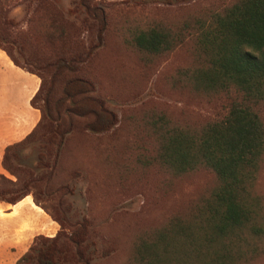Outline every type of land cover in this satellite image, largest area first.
<instances>
[{
  "label": "trees",
  "instance_id": "trees-1",
  "mask_svg": "<svg viewBox=\"0 0 264 264\" xmlns=\"http://www.w3.org/2000/svg\"><path fill=\"white\" fill-rule=\"evenodd\" d=\"M23 1V26L20 20H0V49L15 65L39 77L30 98L39 119L21 140L4 148L1 165L14 179L0 173V202L14 204L31 194L59 229L52 236L36 235L15 264H92L95 256L109 255L112 246L100 236L91 216L73 209L66 197L74 193L70 182L79 170L68 172L64 181L57 176L72 136L83 132L109 136L118 123L85 74L110 30L111 5L104 0H73L65 12L54 0ZM152 1L183 8L197 0ZM169 20L121 29L128 34L126 42L144 58L167 54L187 36L194 37L201 66L180 74L196 90L233 87L243 98L230 101L223 117L194 128L152 113L145 125L156 148L152 155L136 160L156 162L174 175L199 167L213 171L219 184L194 213L212 232L226 235L247 226L252 218L245 184L264 150V123L251 106L264 100V0H227L204 7L200 14ZM28 147L35 152L34 163L21 155ZM46 200H52L51 205ZM141 242L144 250L153 247L146 239Z\"/></svg>",
  "mask_w": 264,
  "mask_h": 264
},
{
  "label": "rangeland",
  "instance_id": "rangeland-1",
  "mask_svg": "<svg viewBox=\"0 0 264 264\" xmlns=\"http://www.w3.org/2000/svg\"><path fill=\"white\" fill-rule=\"evenodd\" d=\"M72 1L54 0V4L66 12ZM104 1L111 5L110 30L85 74L118 123L109 136L88 132L72 136L57 176L64 181L68 172L79 170L70 182L74 193L66 197L73 209L91 216L100 236L112 246L109 255L95 256L92 264H264V150L245 184L251 195L252 218L247 226L226 235L212 232L194 213L219 184L213 171L199 167L174 175L156 162L136 160L139 155H152L156 148L145 125L152 113L194 128L223 117L230 101L243 96L233 87L196 90L180 74L201 66L194 37L187 36L167 54H145L144 58V53L126 42L128 34L121 28L143 27L154 19L175 21L227 0H197L183 8L152 0ZM24 8L23 0H0V20H20L23 26ZM29 76L23 70L0 66V104L20 108L31 83ZM251 106L264 123V100ZM21 155L29 163L36 160L29 147ZM144 239L153 246L150 251L140 246ZM15 251L13 246L6 254L0 250V264H12L10 255Z\"/></svg>",
  "mask_w": 264,
  "mask_h": 264
},
{
  "label": "crops",
  "instance_id": "crops-1",
  "mask_svg": "<svg viewBox=\"0 0 264 264\" xmlns=\"http://www.w3.org/2000/svg\"><path fill=\"white\" fill-rule=\"evenodd\" d=\"M0 66L6 69H24L15 65L8 55L0 49ZM30 74V85L25 88V99L21 107L0 104V173L6 174L1 165L5 146L21 140L34 127L39 119V111L30 104V98L39 85L36 75ZM58 224L51 216L33 201L31 194L24 196L14 204L0 202V250L2 254L16 248L12 264L25 251L32 239L38 234L54 235ZM1 257V256H0Z\"/></svg>",
  "mask_w": 264,
  "mask_h": 264
}]
</instances>
